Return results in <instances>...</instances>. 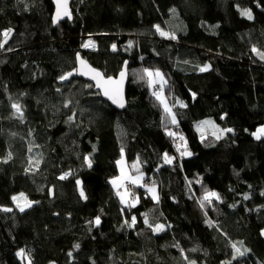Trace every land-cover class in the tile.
<instances>
[{"label": "trees", "instance_id": "trees-1", "mask_svg": "<svg viewBox=\"0 0 264 264\" xmlns=\"http://www.w3.org/2000/svg\"><path fill=\"white\" fill-rule=\"evenodd\" d=\"M71 7L72 21L55 26L52 0H0V208L11 209L0 210V264H23L22 251L30 264H264V60L253 54H264V0ZM77 54L105 77L128 61L126 109L60 79ZM145 69L185 104L175 123L148 96ZM206 120L222 136L199 141ZM180 137L191 157L165 163ZM122 152L158 186V202L139 187L137 205L121 207L110 181ZM233 245L244 254L234 259Z\"/></svg>", "mask_w": 264, "mask_h": 264}, {"label": "rangeland", "instance_id": "rangeland-1", "mask_svg": "<svg viewBox=\"0 0 264 264\" xmlns=\"http://www.w3.org/2000/svg\"><path fill=\"white\" fill-rule=\"evenodd\" d=\"M247 17V16H245ZM11 33H8L7 36H5L4 34V38L5 40H7V38L10 36ZM162 34V33H161ZM163 37L164 38H171L172 35L164 32L163 33ZM87 45V46H86ZM83 47L87 50H92L95 45L94 43L90 40H86L83 44ZM254 56L259 59L260 61L264 60V58H261L262 55H264L263 53H261L260 51L256 50L253 51ZM207 70L205 71H201V72H207L208 70H210V66L207 65ZM203 68V67H202ZM157 73H159V75H157ZM75 75V72L71 73V75L68 76V79L71 78L72 76ZM146 75L148 77V83L149 84H163L164 83V77L162 75L161 72L159 71H154V70H148L146 71ZM67 80V79H66ZM156 100L158 101V103L161 105V107L163 108V111H165L167 114L172 113L171 111V104L170 102L167 100V98L164 96V94L158 95L155 97ZM15 105H17L20 109L19 112H17V110L13 107V113H14V117L18 116L21 113V107L18 103H14ZM13 104V105H14ZM179 105H181V103L179 102ZM166 109H168V111H166ZM200 129L202 130V132H208L209 134H211L214 137L219 138V136H222V134L224 133L213 121L211 120H206L204 121V123L202 122L200 124ZM178 140H180V138H178ZM165 156H167V159L165 158ZM164 156V162L170 164L171 160H170V156L165 155ZM119 163L117 162V170H118V175L113 178L110 181V184L112 183L114 188H116L115 194L117 197V200L119 201L120 205L122 208L124 209H128V208H132L135 207L138 203V196L136 194V191L134 188H139L144 186V190L147 192L148 196L154 201V202H158L159 200V189L158 186L156 184H152V180L150 178H147L145 174L140 173V168L138 167V165H136L135 163L132 165L133 169L132 171H130L127 162H126V158H125V154L124 152H122L121 158L118 160ZM88 166H90L88 164ZM69 174L64 175V177H67ZM141 180V181H140ZM143 182V183H142ZM147 182H151L150 185L147 184ZM129 184L131 186V190H127L125 185ZM36 188V187H35ZM40 190L36 188L37 191L39 192H43L44 188L42 186H39ZM143 188V187H142ZM210 198V196H208V199ZM16 201H18V203H20L22 201V198L19 197ZM29 203H22V204H17L16 205V209H14L15 211L18 212H23L20 210L21 207L24 208V210L28 209L29 207L27 206ZM32 205V204H31ZM262 233H264V230L262 231ZM264 236V234H262ZM21 253V252H19ZM24 256L23 253H21V255H17V257H21L20 261L24 264L22 257Z\"/></svg>", "mask_w": 264, "mask_h": 264}, {"label": "water", "instance_id": "water-1", "mask_svg": "<svg viewBox=\"0 0 264 264\" xmlns=\"http://www.w3.org/2000/svg\"><path fill=\"white\" fill-rule=\"evenodd\" d=\"M72 1L73 0H66V6H64V0H61L60 5L57 4L56 0H52L54 4V11L52 15V23L53 25H59L64 22H71L72 21ZM58 7L60 8L61 15L58 19H55L57 17V10ZM67 11L69 15H63L64 11ZM70 17V18H69ZM83 62V63H81ZM95 72H99L101 74V77L103 78V81H107L109 77H105L103 72L99 69L94 68L92 65L89 64V62L82 58V56L79 55V59L76 56V70H75V77L79 80H82L84 82H87L93 86V91L95 93H99L100 97L103 101L108 103L114 110L118 112H122L124 109H126L127 102H126V88L128 85V61L125 62L123 65L121 71L118 73L116 77H111L112 82H102L101 86H97V79H94ZM124 73L123 77H121V73ZM105 89L108 90V95L105 94ZM111 97V98H110ZM113 99L116 100V102H113ZM123 105L122 107L120 105ZM224 119V117H223ZM50 193L52 194V189L50 190ZM6 208H0V210L4 213H10V211H4ZM25 264H30L29 259L25 260Z\"/></svg>", "mask_w": 264, "mask_h": 264}, {"label": "bare ground", "instance_id": "bare-ground-1", "mask_svg": "<svg viewBox=\"0 0 264 264\" xmlns=\"http://www.w3.org/2000/svg\"><path fill=\"white\" fill-rule=\"evenodd\" d=\"M237 12V11H236ZM241 13H242V11H240V13H239V15H241ZM241 16H243V15H241ZM240 17V16H239ZM209 66H210V64H208ZM211 67V66H210ZM146 71H148V70H144V73H145V75H146ZM200 71H201V68H200ZM160 72V71H159ZM162 73V72H161ZM163 75V74H162ZM146 77H147V75H146ZM164 77V76H163ZM147 79H148V77H147ZM161 94H163V89H162V87H161V93L160 94H158V95H161ZM158 95H152V94H150V91H148V96L149 97H151V98H155L156 96H158ZM167 100L170 102V104H171V111H172V113H171V115H168V117L171 119V120H177V118L175 117V115H174V110L175 109H178V108H180V109H183L184 107H185V104L184 103H182L178 98H174V99H172V100H169L168 98H167ZM179 102L181 103V105H179ZM183 105V106H182ZM161 109L163 110V108L161 107ZM165 112V111H164ZM224 117V116H223ZM223 117H222V120H224L223 119ZM202 123V122H201ZM201 123H199L198 124V127H195L194 129H195V131L199 134V141H202L204 138H207L210 134L206 131V132H202V130L200 129V124ZM203 123H204V121H203ZM180 140H181V142H174L173 140H169L168 141V143H169V149H170V151H171V153H172V155H170V160H171V163L175 160V161H177V163H179V164H181V160L182 159H184V158H190L191 157V153L187 150L188 149V143H189V141H188V139L187 138H185V137H180ZM199 181H196V183L195 184H197ZM189 186V185H188ZM21 253H23V254H25V252H21ZM21 259V257L19 258L18 257V260H20ZM27 259V257H25V255L22 257V260H23V262L25 261ZM219 264H221L220 262H219Z\"/></svg>", "mask_w": 264, "mask_h": 264}, {"label": "snow or ice", "instance_id": "snow-or-ice-1", "mask_svg": "<svg viewBox=\"0 0 264 264\" xmlns=\"http://www.w3.org/2000/svg\"><path fill=\"white\" fill-rule=\"evenodd\" d=\"M56 2H57L58 5H60L61 0H56ZM64 6H66V0H64ZM60 15H61V12H60V8L58 7V10H57V17H55L54 20H55V19H58V18L60 17ZM63 15H69V13L65 10V11L63 12ZM241 15L247 16L248 19H251V18H252V17H251V13H250L249 10H244V11L241 13ZM69 18H70V17H69ZM157 30H159V28H157ZM10 32H11V29H9L7 32H5L4 35L7 36L8 33H10ZM162 35H163V33H162ZM173 38H174V37H173ZM86 46H87V45H86ZM0 47H2V45H0ZM253 51H255V49H253ZM77 58L79 59V54H77ZM261 58H264V55H262ZM81 63H83V62H81ZM207 67H208V66L205 65L203 68H201V71H205V70H207ZM69 75H71V74L69 73V74H67V75H65V76H61L60 79H61V80H66V79H68V76H69ZM123 75H124V73L122 72V73H121V77H123ZM157 75H159V73H157ZM93 78H94V79H96V78H100V79H97V86H98V87L101 86L102 82H107V83H111V82H112V78H111V77H109V78L107 79V81H103V78L101 77V74H100L99 72H95V75H94ZM105 94L108 95V90H107V89H105ZM110 98H111V97H110ZM113 102H116V100L113 99ZM65 106L67 107V104H66ZM120 106L122 107L123 105L121 104ZM182 106H183V105H182ZM13 107L17 110V112L20 111V109H19V107H18L17 105L14 104ZM166 111H168V109H166ZM70 119H71V117H70ZM173 123H175V120H174V119H173ZM228 131H231V129H229ZM258 131L261 132V133H264V129H259ZM165 158L167 159V156H165ZM85 159H87V157H86ZM118 163H119V161H118ZM65 175H67V174H65ZM61 179H63V177H61ZM77 183L79 184V181H77ZM22 195H23V194H21V198H22ZM215 195H216L215 193H210V194H209V196H215ZM262 195H264V193H262ZM81 196H82V197L84 196V193H83V192H81ZM207 198H208V197H206V199H207ZM244 198H245V199H248L247 196H245ZM17 199H18L17 197H15V196L13 197V200H14V201H16ZM27 206L30 207L31 204L29 203ZM20 210H21V211H24V208L21 207ZM4 211H11V209H4ZM99 222H100V221H99V217H97V218H96V223L99 224ZM133 222H135V218H133ZM161 227H162L161 225H157V226H156V230H159ZM262 234H264V233H262ZM76 247H79V246L77 245ZM233 249H234V254H233V258H234V259H235V256H236V255H243V254H244L243 252L240 251V249L236 248V245H233ZM244 251H247V250L245 249ZM17 255H21V253H18ZM69 255H71V253H69Z\"/></svg>", "mask_w": 264, "mask_h": 264}, {"label": "built area", "instance_id": "built-area-1", "mask_svg": "<svg viewBox=\"0 0 264 264\" xmlns=\"http://www.w3.org/2000/svg\"><path fill=\"white\" fill-rule=\"evenodd\" d=\"M150 94L152 95H158L161 93V87L157 84H153L149 87ZM177 142H181V140H178ZM148 185L151 184V182H147ZM127 190H131V186L129 184L125 185Z\"/></svg>", "mask_w": 264, "mask_h": 264}, {"label": "crops", "instance_id": "crops-1", "mask_svg": "<svg viewBox=\"0 0 264 264\" xmlns=\"http://www.w3.org/2000/svg\"><path fill=\"white\" fill-rule=\"evenodd\" d=\"M140 181H141V180H140ZM142 183H143V182H142ZM110 185H111L113 191H116V188H114L113 184L111 183ZM142 187L144 188V186H142Z\"/></svg>", "mask_w": 264, "mask_h": 264}]
</instances>
